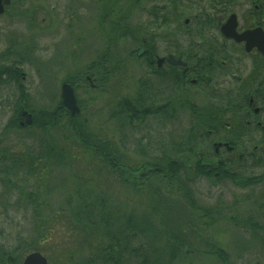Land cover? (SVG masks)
Returning a JSON list of instances; mask_svg holds the SVG:
<instances>
[{
    "label": "rangeland",
    "instance_id": "374dc122",
    "mask_svg": "<svg viewBox=\"0 0 264 264\" xmlns=\"http://www.w3.org/2000/svg\"><path fill=\"white\" fill-rule=\"evenodd\" d=\"M78 2L73 0L72 5L69 0L49 1L45 6L50 15L39 14L32 29L28 27L29 21L24 24L9 21L10 24L0 19V56L15 44L10 57L29 62L18 71L20 77L24 74L23 80L7 82L4 76V81H0V156L2 151H7L17 159L36 158L45 151H62L57 153L61 155L57 162L47 159L36 171H28L31 176L9 170L4 183H0V246L12 247L21 242L24 256L20 264L35 252L47 258L49 264H69L94 255L98 245L108 243L102 230L88 232L78 226L77 219L68 212L69 201L73 206L78 203L92 211L91 204L97 206L100 200L107 201L108 206L121 212L120 220L113 222L114 230L128 217L138 218L143 207L153 203L148 190L138 191L130 179L129 184H123L116 172L92 150L83 147L72 136L69 120L49 132L8 127L15 119L19 96H26L24 109L35 117L40 111L57 109L63 84L69 80L76 82L80 119L87 122L90 132L101 143L115 150V155L129 169H139L137 174L142 178L149 171L143 166L160 158L170 142L177 141L191 123L188 112L182 111L167 127L153 120L131 125L129 120L113 117L118 102L136 96L146 73L143 61L136 57L137 44L131 35L122 38L123 30H118L130 28L129 0H89L88 5ZM40 3L43 5L40 0H34L27 7ZM250 7V4L234 7L241 25L247 23ZM88 66L93 67L91 71L102 73V81L110 75L105 87L90 88L85 79L93 74H87ZM193 100L199 107L207 102L204 96H195ZM20 121L21 118L19 125ZM4 163L2 160L0 166L4 167ZM238 168L241 177H258L263 173V168L255 167L253 161L246 160ZM126 176L131 178L129 173ZM144 184L155 189L156 205L159 198L172 205L167 210L152 206L161 211V224L172 231L173 237H180L196 250L192 259L180 260L178 264H223L208 254L214 246L225 251L230 264H264V231L250 225L255 221L264 226V182L240 187L228 180L198 178L195 184L198 203L218 211L214 219L206 218L208 223L192 214L155 177ZM158 236L148 252L152 255L148 257L149 263L156 264L155 254L161 253V259L165 258L162 253L166 244ZM137 243L130 246L134 248ZM142 259L131 258L126 251L122 264H146Z\"/></svg>",
    "mask_w": 264,
    "mask_h": 264
},
{
    "label": "trees",
    "instance_id": "16d2710c",
    "mask_svg": "<svg viewBox=\"0 0 264 264\" xmlns=\"http://www.w3.org/2000/svg\"><path fill=\"white\" fill-rule=\"evenodd\" d=\"M121 29L123 30V33L120 34L122 38H126L130 35L129 28L124 29L119 27L118 30L121 31ZM92 68L93 67L89 68V73L91 74L92 72L93 75L89 76L94 78L95 74V78L97 77V79H94L95 83L99 87H105L106 83L110 80V75L106 81H102V73L96 70L91 71ZM4 76L7 78V82H17L21 79L18 73L16 74L12 68L6 69L2 67L0 71L1 82L4 81ZM65 83L71 84L75 89L79 88V85L72 80L66 81ZM142 87H144V83ZM224 97V102L227 103L226 108L217 109L218 112L222 114L217 112L213 114L210 112L209 108L191 106L185 103L183 112H188L189 114L191 120L189 128L177 141L170 142V145L166 147L160 158H156L153 162L143 166L144 169H148L149 171L146 178H142L137 174L139 169H129L128 166L115 155V150H111L105 143H101L98 136H95L92 131L90 132L87 122L80 119V115L72 117L71 114L62 107V102L54 111H40L35 115L32 126L21 127L19 125V119L21 118L22 108H26L27 98L26 96H19V99L16 101L17 104H15V119L10 121L8 127L17 128L19 130L38 129L49 132L58 125L64 124L66 120H69V128L72 136L76 138L83 147L92 150L109 168L116 172L123 184H129L128 181L131 180L132 185L136 187L138 191L145 192L148 190L147 194L150 195V203L151 201L153 203V205L144 206V210L137 214L138 218L130 216L122 226L119 228L116 227L114 230L113 222L114 220H120L121 212L116 207L108 206L107 201L100 200V204L97 206L91 204L94 211L88 210L85 205L83 206L78 203L73 206L69 201L71 207L68 212H70L72 217L77 219L76 221L81 229L88 232L91 229H96L98 231L102 230L103 237L108 238V243L97 246L94 255L91 254L88 257H81L78 261L69 264H122L126 251L131 258L140 259L142 257V262L153 264V261L149 263L148 257L152 256L149 254L153 244L152 241L157 239L159 237L158 235H161L160 238H162L166 244L162 253V256H165V258L161 259V253L158 255L155 254L154 263L178 264L180 260L192 259L196 251L195 248L184 243V240L180 239V237H173V235H171L172 231L161 224L163 221L161 211L152 207L156 206L160 209L167 210V208L172 205L164 203L162 198H159L160 201H158L159 203L156 205L157 201L154 197L155 189H149L150 186L144 184V182H149L151 177H155L163 187L165 186L172 190V193L181 199L184 206L192 214L197 215L199 218L202 217L206 221L211 217L214 219L218 211L198 203L195 191V184L198 178H206L214 181L228 180L240 187H253L264 182V148L254 149L252 147L244 148L242 146V148L235 149L236 151L239 150L245 153L246 158L244 161H253L255 167L263 168V173L260 176L246 178L241 177L239 174L238 166L241 165L240 162L233 164L231 160L227 158L223 159L220 154H216L215 148L209 147L211 140H209L208 131L212 130L215 132V135L219 136L221 134L219 129L224 127L225 122H230L228 121L229 118L232 120L229 126L231 129L236 132L240 129L239 134L242 137H249L252 135L249 132L246 133L243 123H238L236 121L237 100L234 96ZM163 101L169 102L168 107H162V105L151 107L147 103V96L143 93H141V96H135L134 98H125L117 103L113 112L115 114L113 117H116L118 120H129L131 125H144L147 120L161 117L162 121L158 124L167 127L168 124L180 117L177 113L178 98L176 96H169L168 99ZM213 116H215V121L211 123L208 119ZM16 124H18L19 127H17ZM67 139H69V137H67ZM235 141L236 139L231 140V142ZM53 153V150H49L48 153L45 151L41 153V156L36 158L19 157L17 159L7 151H2L0 160L6 163H4V167L0 166V183H4L6 180L5 175L9 170H16L25 176H31L29 172L36 171L38 165L42 164L47 159L48 161H52L53 159H55V161L60 160L58 157L61 156L59 154H61L62 151L58 150L54 155ZM58 162L63 164V161ZM158 169H161V171H158ZM127 173L130 174L131 178L126 176ZM158 188L159 190L161 189L160 187ZM159 197H161V195H159ZM173 209L177 211L174 206ZM171 212L169 214H171ZM250 225L254 226L259 232L264 231V226L258 225L255 221H251ZM135 241L138 243L137 246L133 248L130 244H133ZM22 247L23 245L21 242L12 247L1 245L0 264H20L24 256ZM208 254L217 257L223 264H230L225 251L216 246L212 247L208 251Z\"/></svg>",
    "mask_w": 264,
    "mask_h": 264
},
{
    "label": "flooded vegetation",
    "instance_id": "af4514ba",
    "mask_svg": "<svg viewBox=\"0 0 264 264\" xmlns=\"http://www.w3.org/2000/svg\"><path fill=\"white\" fill-rule=\"evenodd\" d=\"M33 1L0 0V19L22 24L29 21V29L34 28L39 14L50 15L45 5L55 0H40L43 5L28 8ZM69 1L73 5V0ZM79 3L88 5L89 0H79ZM129 4V34L137 44V60L143 61L146 69L136 96L143 93L151 107H168L169 102L163 100L176 96L179 115L181 111L184 113L185 103L198 106L193 100L195 96H204L207 101L204 107L213 114L220 113L217 109L226 108L224 96H234L236 121L243 123L246 133L252 135L242 137L240 129L237 132L231 129L229 118L230 122L219 129V136L208 131L209 147L233 164L242 163L246 158L245 153L236 148H264V54L256 47L247 49L246 42L238 43L221 31L233 15L237 17L239 34L259 28L264 31V0H129ZM239 4L251 5L244 25L234 10ZM15 49L16 45L12 44L2 53L0 71L8 67L17 74L29 63L10 57ZM140 50H143L141 55ZM89 68H86L87 74ZM23 77L21 74L22 80ZM94 79L86 75L85 80L91 89L100 88ZM151 120L157 124L162 121L161 117ZM23 121L22 118L20 123ZM208 121L213 123L215 116ZM232 134L235 135L230 136Z\"/></svg>",
    "mask_w": 264,
    "mask_h": 264
},
{
    "label": "water",
    "instance_id": "95a60500",
    "mask_svg": "<svg viewBox=\"0 0 264 264\" xmlns=\"http://www.w3.org/2000/svg\"><path fill=\"white\" fill-rule=\"evenodd\" d=\"M1 11V10H0ZM238 22L235 15L231 16L229 20L223 25L221 31L223 35L227 38L234 39L238 43H247V49L251 47H256L260 52L264 54V31L263 29H255L254 31H248L242 34L237 32ZM254 40V41H253ZM143 53L140 50L139 55ZM172 61V58L170 59ZM61 100L63 107L70 112V114L75 117L80 115L81 109L78 106L77 98L75 96L74 89L69 84H64L61 89ZM22 118L24 122L21 126H31L33 124V115L26 110L22 112ZM160 171V169H158ZM23 264H49L47 258H45L41 253L35 252L29 254L23 261Z\"/></svg>",
    "mask_w": 264,
    "mask_h": 264
}]
</instances>
